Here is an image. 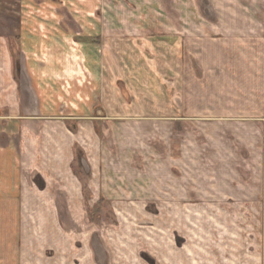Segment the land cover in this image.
<instances>
[{"label": "rangeland", "instance_id": "rangeland-1", "mask_svg": "<svg viewBox=\"0 0 264 264\" xmlns=\"http://www.w3.org/2000/svg\"><path fill=\"white\" fill-rule=\"evenodd\" d=\"M97 18L109 128L76 169L64 263L264 264V0H102Z\"/></svg>", "mask_w": 264, "mask_h": 264}, {"label": "crops", "instance_id": "crops-1", "mask_svg": "<svg viewBox=\"0 0 264 264\" xmlns=\"http://www.w3.org/2000/svg\"><path fill=\"white\" fill-rule=\"evenodd\" d=\"M3 2L0 264H63L66 209L84 203L76 169L81 163L92 175L104 149L100 128H109L105 64L113 63L114 25L98 22L102 0ZM66 10L76 23L66 22Z\"/></svg>", "mask_w": 264, "mask_h": 264}]
</instances>
